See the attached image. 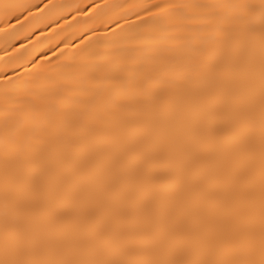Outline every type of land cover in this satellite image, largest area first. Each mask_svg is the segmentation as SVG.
Masks as SVG:
<instances>
[{"label": "snow or ice", "instance_id": "1", "mask_svg": "<svg viewBox=\"0 0 264 264\" xmlns=\"http://www.w3.org/2000/svg\"><path fill=\"white\" fill-rule=\"evenodd\" d=\"M132 7L139 46L6 122L0 264H264V0Z\"/></svg>", "mask_w": 264, "mask_h": 264}, {"label": "bare ground", "instance_id": "2", "mask_svg": "<svg viewBox=\"0 0 264 264\" xmlns=\"http://www.w3.org/2000/svg\"><path fill=\"white\" fill-rule=\"evenodd\" d=\"M19 2L31 5L32 14L39 19L29 21L24 29L14 19L8 23L0 20V159L6 122L9 133L15 135L19 126L30 118L34 105L43 111H52L57 94L70 86L69 82L78 74V61L82 55L78 49L88 45L91 62L99 64L104 53L115 51L114 32L122 37L120 47L123 49L140 45L141 42L133 38L139 30L129 28V25H139L137 13L140 18L146 14L142 8L132 6L147 7L155 3H244L250 0ZM87 17L92 19L87 20Z\"/></svg>", "mask_w": 264, "mask_h": 264}]
</instances>
